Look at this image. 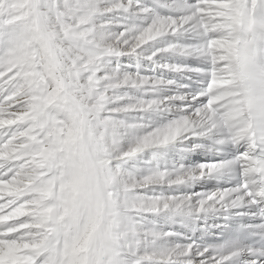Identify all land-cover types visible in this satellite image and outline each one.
Masks as SVG:
<instances>
[{"label": "snow or ice", "instance_id": "snow-or-ice-1", "mask_svg": "<svg viewBox=\"0 0 264 264\" xmlns=\"http://www.w3.org/2000/svg\"><path fill=\"white\" fill-rule=\"evenodd\" d=\"M205 3L12 0L32 22L0 13V189L32 166L35 101L64 95L105 133L116 264H264V145L205 123L224 66L197 27ZM27 203L0 191V264L37 243Z\"/></svg>", "mask_w": 264, "mask_h": 264}, {"label": "bare ground", "instance_id": "bare-ground-1", "mask_svg": "<svg viewBox=\"0 0 264 264\" xmlns=\"http://www.w3.org/2000/svg\"><path fill=\"white\" fill-rule=\"evenodd\" d=\"M255 5L259 6L260 12H254ZM17 10L21 13L19 15L24 17V12L22 13L24 8L18 6ZM0 13L8 14L4 13L3 9ZM253 21L258 23L261 30V66L264 70V0H206L197 22L199 29L216 36L211 51L218 64L220 61L224 62L223 68H220L217 73L220 79L216 81L212 89L214 96L207 109L205 123L210 125L208 131L229 134L239 141L242 137L244 138V127H247L248 123L249 92L243 72V57L246 55L250 42ZM31 22V17H24L22 20V23L27 24L29 28ZM30 38L33 46H37L39 40L36 34L31 33ZM237 54L241 55V61L236 59ZM49 95L58 103L49 100L48 94H44L35 101L37 105L35 113L37 151L31 156L32 166L28 175L21 183L0 189L5 193L28 197L26 207L34 222L33 239L37 243L29 250L28 255L19 258L18 263L27 260L34 264L32 257L42 256L43 264H54L58 250L52 249L53 245L59 241L57 233L64 231L66 233L64 237L68 239L70 245L74 243L73 241L79 243L81 240L79 235L85 233L83 230L88 225H85L83 230L78 225L80 222H87L86 218L92 220L93 223L89 225L91 232L86 234L91 242H86L81 250L75 248L72 263L116 264L121 245L126 239V233L121 229L119 219L121 214L112 192L113 176L108 164L103 161L107 155L104 145L105 133L97 131L93 123L95 117L90 111L76 109L71 97ZM50 109L59 113L63 111L67 119L75 124L72 133H75L76 138L74 135L70 137L74 151V155L70 156L71 160L68 159L69 145L67 141L60 138L63 133L62 129H54L50 123ZM44 118L47 119L45 127L42 124ZM56 122L59 124L58 121ZM57 147L59 149H56ZM64 149L66 153L64 152L63 156L67 158L65 163L60 165L56 156ZM72 164H75L77 171L84 176V181L78 185V191L81 194L74 196L83 208L76 209L77 218L64 209V217L69 214L70 219L65 218L67 220L63 227V222L60 220L59 194L60 191L69 193L68 191L73 188L72 183H67L71 174V172L67 173V169L71 168ZM86 199L90 201V208L87 203L82 204ZM87 238L85 240H88ZM90 250L92 255H89ZM79 253H85V257L82 259ZM10 255H15V250H12Z\"/></svg>", "mask_w": 264, "mask_h": 264}, {"label": "rangeland", "instance_id": "rangeland-1", "mask_svg": "<svg viewBox=\"0 0 264 264\" xmlns=\"http://www.w3.org/2000/svg\"><path fill=\"white\" fill-rule=\"evenodd\" d=\"M0 9L2 10L3 9V11H4V13H8V14H13L12 16L16 19V20H19L20 22H22V20L24 19V17L25 18H29L30 16H28V14L27 13H25L26 11L25 10H21L22 11V13L24 12V17H23V15H19V14H21L17 9H18V6H16V7H13L12 6V0H0ZM3 4V5H2ZM3 6H4V8H3ZM0 10V11H1ZM22 20H21V19ZM27 20H29V19H27ZM48 96H49V100H52V101H54L51 97H50V95L48 94ZM48 96L46 97L47 99H48ZM55 103H58V101L56 100V101H54ZM49 112H50V115H51V117H50V123H52V125H53V127H54V125H56V124H58L57 122H56V119H54V116H53V110H49ZM56 112V111H55ZM53 116V117H52ZM72 122V121H71ZM56 123V124H55ZM42 124H43V127H45L44 126V124L45 125H47V119L46 118H44L43 120H42ZM74 126H75V124H74V122H72V125H71V128H70V130L69 131H67L66 133L64 132V130L62 129L61 131L63 132L62 133V135L60 136V138L62 139V140H64V139H66L67 140V138H69V144L68 145H70V140H71V135H75V133H72V130L74 129ZM54 129H57V127L55 128L54 127ZM51 133L53 134V130L51 131ZM50 133V136L52 135ZM72 133V134H71ZM65 134L67 135V134H69L68 136H65ZM66 140H64V141H66ZM56 149H59L58 147L56 148ZM65 152V149H64V151H61L60 153H58L57 154V159H59L58 161H59V163H60V165H63L64 163H65V159H66V156H63V153ZM66 153V152H65ZM59 157V158H58ZM63 158V159H62ZM68 159H69V157H68ZM61 160V161H60ZM78 170V169H77ZM63 171V170H62ZM75 172V173H74ZM74 172L72 173L71 172V175H69L70 177L69 178H75L76 176H77V174H78V172L76 171V170H74ZM72 174H73V176H72ZM80 176H81V178H80V180L79 181H73L72 182V185H73V188L72 189H70L68 192L69 193H63L62 191H60V194H59V196H60V200H59V206H60V208H61V213H60V216H61V222H63V227H64V222L67 220V219H65V218H69L70 219V215L68 214V216L67 217H64V209L67 211V212H70L71 213V216H73L74 217V215H75V213H76V209L77 208H83L81 205H80V201L79 200H76V198L74 197L75 195H78V194H81V192L80 191H78V185L80 184V183H82L83 181H84V176L83 175H81V174H79ZM69 178L67 179V181L69 182ZM71 184V183H70ZM75 185V186H74ZM77 188V189H76ZM77 193V194H76ZM75 198V199H74ZM85 201V200H84ZM87 203V205H88V207L90 206L89 204H90V201L89 200H87L86 199V201L85 202H83L82 204H86ZM62 204V205H61ZM90 208V207H89ZM75 218H77L76 217V215H75ZM68 219V220H69ZM85 220L86 221H88V219H86L85 218ZM66 227L68 226V225H65ZM78 227H79V225H78ZM85 229L87 230V233H90L91 232V230H89V225L87 226V227H85ZM84 229V230H85ZM47 233H48V231H47ZM58 237H59V241L57 242V243H55V245H53V249L52 250H54V251H56V250H58L57 251V259H56V262L54 263V264H75V263H72V261H73V257H74V255H75V248L76 249H78V250H81V249H83V246L85 245V243L87 242V243H90L91 242V239H88L87 238V236H85V237H83L81 240H80V242L79 243H73L74 244V246H73V244H71L70 245V243L68 242V239H66V237H64V236H66V233L64 232V231H59L58 233ZM88 239V240H85V239ZM84 239V240H83ZM83 242V243H82ZM76 246V247H75ZM55 248V249H54ZM54 251H50V252H54ZM73 251V252H72ZM81 254V258L83 259L84 257H85V253L83 254V253H79V255ZM89 255H92V252H91V250H90V254Z\"/></svg>", "mask_w": 264, "mask_h": 264}, {"label": "water", "instance_id": "water-1", "mask_svg": "<svg viewBox=\"0 0 264 264\" xmlns=\"http://www.w3.org/2000/svg\"><path fill=\"white\" fill-rule=\"evenodd\" d=\"M24 264H31V263H24Z\"/></svg>", "mask_w": 264, "mask_h": 264}]
</instances>
